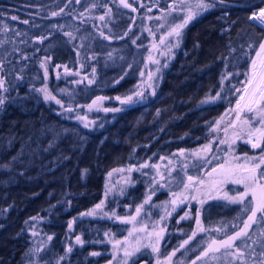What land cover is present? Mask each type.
I'll list each match as a JSON object with an SVG mask.
<instances>
[{"label":"trees","instance_id":"1","mask_svg":"<svg viewBox=\"0 0 264 264\" xmlns=\"http://www.w3.org/2000/svg\"><path fill=\"white\" fill-rule=\"evenodd\" d=\"M132 1L136 4L135 0L128 3L132 5ZM176 1L136 2L141 12V4L157 5L162 11ZM212 2V9L197 15L181 30L179 47H173L161 58L150 79L147 70L142 78L139 76L143 58L132 44L126 26L134 19V5L126 8L119 0H0V78L4 80L0 96L6 98L0 108V164L24 153L22 162L18 160L12 162L10 169H0V264H120L122 246H118L121 250L114 259L112 241H124L133 224L109 218L113 212L119 217L136 215V207L156 187L155 195L144 205L135 223L136 228L147 225L146 231L128 237L129 245L134 246L137 241L145 246L156 244V238L147 232L164 215L159 206L170 201L173 192L182 190L188 175L207 179L205 174L226 160V166L252 167L260 163L258 159H245L264 156V149L258 154L246 147L244 133L249 126L243 121L252 119L254 114L241 113L237 120L230 109L238 98L235 88L242 86L243 73L250 68L255 54L248 43L254 39L258 44L264 36V31L248 20L264 6V0ZM61 9L60 15H52ZM107 12L104 20L98 18ZM13 16L17 19L13 20ZM108 36L112 39L105 38ZM39 37L47 39L41 41ZM229 72L241 75L230 76L221 83V77ZM89 80L93 83L89 84ZM45 86L61 104L45 101L43 93L34 91ZM222 88L225 99L200 104ZM134 90L142 91L145 99L130 105H122L116 99H123ZM97 97L105 99L89 110L87 106ZM69 107L73 111H67ZM116 108L121 110L104 111ZM77 116L87 117L90 127H85ZM221 116V131L214 133L212 128ZM233 121L236 127L229 128L225 137L223 128ZM258 126L261 125L252 119V127ZM234 132L241 133L242 138L235 140L231 150L228 144L218 143L220 139L231 143ZM210 142L212 151L207 160L211 163L190 155ZM181 149L185 150L184 155H180ZM144 164L149 167L141 169ZM129 168L133 170L129 172ZM261 169H257L258 175ZM161 174L165 180L160 183L165 186L157 187L152 178L159 181ZM223 190L235 195L243 191V185L229 182ZM187 194L197 195L198 199L185 201L162 223L167 230L159 241V253L144 247L132 258L135 264H156L157 258L163 261L195 230L197 212L208 231L197 233L176 253L172 264H192L210 238L221 240L234 234L250 214L241 211L243 205L208 199L209 195H217L215 191L189 190ZM200 199L205 201L203 205ZM101 201L103 208L96 215H80ZM186 206H190L193 218L177 223ZM168 210L171 211L170 205ZM217 228L223 230L217 232ZM262 231L264 223H255L248 230V237L234 244L241 249L255 233L257 243L264 248ZM76 236L85 243L77 244ZM241 251L247 264H253L255 258L259 259L256 264L264 260L256 254L258 248L251 251L255 255ZM92 252L100 255L93 256ZM197 264L243 262L225 255L221 249Z\"/></svg>","mask_w":264,"mask_h":264},{"label":"snow or ice","instance_id":"2","mask_svg":"<svg viewBox=\"0 0 264 264\" xmlns=\"http://www.w3.org/2000/svg\"><path fill=\"white\" fill-rule=\"evenodd\" d=\"M79 2V0H77ZM221 3H223V0H220ZM120 3L126 7L131 8L132 5L128 3V0H120ZM214 3L212 0H196V3L194 5L190 3H186L185 0H179L178 5H170V11H180L183 13V22L180 24L175 25V27L171 28V30L168 33L169 37H175L176 43L172 45V47H179L180 39H181V30L190 22L192 21L197 15L206 12L214 7ZM135 11V9H133ZM63 12V9L60 10V12H53V16H58ZM13 20H16L17 17L13 16ZM101 20H104L105 17L101 16ZM248 20L252 23H254L257 27L261 28L262 31H264V8H260L259 12H253L250 17H248ZM24 23H28V21H24ZM151 31V30H149ZM65 35L71 37V33H65ZM101 35L103 36L104 33L101 32ZM127 35V33H125ZM106 39H112V37L108 36L105 37ZM39 40L43 41L44 39H47V37H39ZM161 42L164 41L165 37H161ZM251 39V38H250ZM135 43V41H133ZM153 47H156V45H153ZM248 48L255 50V57L251 58V66L250 68L243 73L245 76L244 81L242 82V86L240 88H235V93L238 94V99L236 100V104L234 108H231L230 111L236 113V119L239 120L241 113L245 114H254L253 118L256 123L260 124L261 127L259 128H253L252 127V119H245L243 123L245 125L249 126V131L244 133V135L248 136V143H251L252 148H261L260 141L264 139V36H261L259 39V42H257L254 39H251V42L248 43ZM171 51V49H169ZM231 51H234L232 49ZM230 51V55H231ZM247 55V54H246ZM151 59V57H149ZM156 63H159L156 61ZM44 65L42 64V67ZM131 67V66H130ZM159 70V69H158ZM95 69H93V72ZM143 75V73H141ZM153 74H149V78L151 79V76ZM233 75H241L240 72L231 73L229 72L226 76L221 77V83H223L225 80H227L230 76ZM45 76H47V70H45ZM82 82V81H81ZM79 83V82H78ZM89 84L93 83L92 80L88 81ZM118 83V81H117ZM4 86V80L0 78V88H3ZM34 91H38L40 93H43V99L45 101L49 100H55L57 104H61V101L56 99L55 96H53L47 87H43L41 89H34ZM224 89L222 88L220 92H217L215 96H207L205 99L200 101V104H211L218 100L225 99L223 95ZM155 95V91L152 93ZM5 97L0 96V108L5 104ZM25 99V98H21ZM105 99L104 97H97L96 100L92 102V104H89L87 107L89 110L93 108L97 104V101ZM117 100L121 102L122 105H130L134 103H138L145 99V95L142 91H132L131 95L125 96L123 99L121 97H116ZM121 109H104V111H120ZM67 111L71 112L73 111L72 108H68ZM159 111V110H158ZM76 119L80 120L82 123H84L85 127H90V122L87 121V117H80L77 116ZM224 120V117L221 116L220 120L215 121V126L212 128V131L219 132L221 131L220 125L222 121ZM236 123L235 121L230 122L227 127L223 128V132L225 137L228 135L229 128L235 129ZM241 133L234 132V138L229 142L227 139H220L218 140L219 144H228L229 148L231 150V145L235 143L236 139H240ZM12 141L9 140V146H11ZM53 144H49V148H52ZM48 149H45L47 151ZM212 151V144L211 142L209 144L204 145L200 149L193 150L191 152V156H193L196 160H203L205 163H211V161L207 160L208 154ZM185 150H180V155H184ZM24 153L21 151L17 153L16 156L11 158L10 162L0 164V169H10L12 166V162L15 161H21L22 162V156ZM216 157H213L215 159ZM63 159H67V157H63ZM161 159H164V157H161ZM233 159H240L239 157H233ZM248 161H255L259 160L260 163L254 164L252 167H248L247 165H236V166H226L228 165V161L226 160L225 163L219 164L218 167H214L211 169V171L207 172L205 175L207 179H203L200 177H194L191 175L187 176L186 182L183 183V188L180 192H173L172 193V199L170 201L164 202L159 207H162L164 209V215L160 216L159 221L153 222L152 224V231L147 232V235L149 237H155L157 243L156 244H148V245H141L139 241L133 246L129 245L128 243V237H131L134 235V233L137 232H144L147 229V225H143L140 228L135 227V223L137 222V217L140 215L142 208L145 204H149V202L152 199V195H155L156 193V187H153L151 189V194L147 196V198L144 200V202L136 207V215L133 216H127V217H119L116 216V214L113 212L109 218L114 217L115 219L121 220L125 223H132L133 228L129 231L128 237H125L124 241L120 240H114L113 248L116 250L113 253V258L116 257V252L120 251L121 248L118 246H122L123 250V257L121 259L120 264H130V260L132 264H135V261L132 259L135 257L138 253L141 252L142 248L144 247H150L153 253H159L160 249L158 247L159 241L164 238L165 232L167 230L166 224L161 226L162 223L172 215L174 211H176V208L184 204L185 201H194L197 200V195H191L189 196L187 193L189 190H192L195 193H200L201 191L207 190L208 192L215 191L217 195L215 197L209 195L208 199H222L227 201L230 204L235 205H243L242 212L250 213L247 216V220L244 221L243 227L239 229V231H235L232 235H226V238L217 240L214 237L210 238L206 243L207 247L204 249V251L201 252L199 256L196 257V260L192 261V264H197V261L202 260L205 257H208L209 253H217L221 249L225 250V255L232 256L235 260H239L243 262V264H247V262L244 260V253L241 251L240 247H237L234 242L241 239L248 237L249 233L248 230L252 227L255 223H264V169H261V164H264V156L260 157H245ZM171 164V161H169ZM195 166V165H194ZM149 167V165L144 164L141 165L140 168ZM151 167L158 169V165H151ZM185 168L187 165L184 166ZM257 169H261L259 175L257 174ZM133 169L129 168V172H131ZM138 171L140 169H137ZM111 175V173H109ZM171 175V169H169V176ZM165 177L164 175H160L159 181L156 179V177L152 178V183L155 184L157 187H164V184H161L160 181H164ZM229 182L237 185H243V191H238L235 195H230L228 191L223 190V186L225 184H228ZM121 194H123V190L121 191ZM204 200L200 199L199 203L201 205L204 204ZM104 205V201H101L99 204H96L95 207L87 212L81 213V216H94L97 214L98 209H102ZM169 205L171 206V211L168 210ZM260 214L259 217L257 214ZM105 215H108L105 213ZM193 218L191 217L190 213L186 212L183 216L179 217L180 221ZM33 220L36 218L33 217ZM196 222V228L194 231H192L191 235L188 236L187 239H185L176 249H174L171 253H169L167 256L164 257V260L161 261L159 258L156 260V264H172V258L176 255L178 251L181 249H184L186 245L189 244V241L193 240L194 237L197 236V233H203L207 232L208 229L202 226L201 219H200V213L197 212L196 216L194 217ZM27 223V221L25 222ZM69 228H71V224H69ZM158 229V230H157ZM223 229L217 228L215 231L220 232ZM181 231H183L181 229ZM264 235V231L261 233ZM107 236L108 233H105ZM49 240L52 239V237H48ZM76 243L77 244H84L85 242L81 239L80 236H76ZM255 243V242H254ZM131 247V250L129 248ZM235 248V251H230L231 249ZM72 251V246H69L67 249V252ZM91 255L98 256L100 253L98 252H92ZM261 257H264V252H261L259 254ZM215 259V255L212 257ZM63 259V257H61ZM109 264H112V261H109ZM179 264H183V262H179ZM253 264H256L254 261ZM259 264H264V260H260Z\"/></svg>","mask_w":264,"mask_h":264},{"label":"rangeland","instance_id":"3","mask_svg":"<svg viewBox=\"0 0 264 264\" xmlns=\"http://www.w3.org/2000/svg\"><path fill=\"white\" fill-rule=\"evenodd\" d=\"M136 1L138 3L141 2V0H135L136 4H134V1H132V5H134L133 8L135 9V11L132 12L135 13V16L132 22H127L126 26L129 27L130 34L128 35L132 44L134 45L135 49H137V51L139 50V53L143 58L142 63H139L138 69L139 76L140 78H142L141 73H143L144 70H147L148 74L156 73V68L157 66H159V63H156V61L160 62L161 58L168 52H170L169 49L173 48L172 45L176 43V38L174 36L169 37L168 33L171 28L175 27V25L183 22V13L178 10L170 11V5H178L179 0H177L176 2H171L169 6L162 11L157 5L151 6L148 4H141L140 10H143H141L142 13L138 11V3ZM185 2L194 5L196 3V0H185ZM119 6L120 8L123 7L122 5ZM101 16L108 17V12L103 15H98V18H100ZM162 36L165 37L163 42H161L160 39ZM133 41H135V43H133ZM153 45H156V47H153ZM149 57H151V59ZM253 57H255V54ZM153 76L154 75H152L151 78ZM148 79L146 80V83ZM259 127L261 126H258L256 128ZM244 138L246 147L250 148L249 150L251 152L261 154L259 152L264 149V139L260 141L261 148H252L251 143L247 142L248 136L245 135ZM186 212L190 213V206L185 207V209L181 213V216H183ZM256 235L257 234L255 233H251L252 237L245 241V243L243 244L244 246H241V250L249 251L251 255H255V253H252L251 251H255L257 250V248L258 251L256 254L264 252V248L257 243ZM245 244L247 245L245 246ZM257 260L259 259L255 258L256 263ZM137 264H145V261H141Z\"/></svg>","mask_w":264,"mask_h":264},{"label":"water","instance_id":"4","mask_svg":"<svg viewBox=\"0 0 264 264\" xmlns=\"http://www.w3.org/2000/svg\"><path fill=\"white\" fill-rule=\"evenodd\" d=\"M262 8H264V6H263ZM259 10H260V9H259ZM259 10H258L257 12H259Z\"/></svg>","mask_w":264,"mask_h":264}]
</instances>
